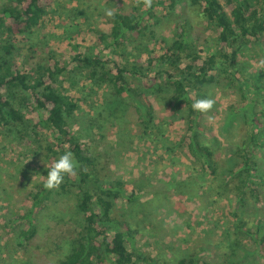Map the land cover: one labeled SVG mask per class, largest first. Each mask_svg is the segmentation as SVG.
Masks as SVG:
<instances>
[{
  "label": "trees",
  "instance_id": "trees-1",
  "mask_svg": "<svg viewBox=\"0 0 264 264\" xmlns=\"http://www.w3.org/2000/svg\"><path fill=\"white\" fill-rule=\"evenodd\" d=\"M57 1L11 0L0 5V127L6 135L17 134L19 144L30 147L44 164L36 171L39 174L35 187L24 197L26 209L13 212L10 218L0 217V232H6V242L0 244V264H16L10 254L14 247L26 250V254L29 249L38 250V254L29 255V261L27 258L29 264H38L34 261L43 255L45 264H231L236 242L232 243L234 234L230 231L226 232L225 244L217 245L220 252H216L214 260L198 258L191 247L177 259L139 252L135 238L140 229L133 228L126 209L124 220L114 210L117 201L125 197V183L110 178L112 165L96 153V136L89 144L76 135L74 125L84 122L91 135L97 128L98 138L104 139L105 122L119 124L118 129L122 130L124 121L118 113L119 106H112L128 95L137 103L134 137L149 142L155 151L161 149L174 157L182 154L195 166L191 169L194 174L182 178L174 189L168 184L167 192H153L149 202L160 201L164 196L170 199L169 194L173 193L178 197L176 206L182 217H187L198 204L208 213L219 210L220 203L231 195L247 207L251 200L259 203L264 195V173L256 148L264 144V85L256 90L259 98L254 99L251 86L258 82L245 69L249 64L246 49L251 52L254 44L264 46V0H157L150 6L148 0H140L141 4L137 1L131 10L114 14L109 26L115 69L108 66L102 52L84 56L76 49L73 60L77 65L71 69L64 58H58L45 46L48 33L41 29L42 23ZM180 1L190 15L178 17L181 19L175 24L176 36L170 39L159 29L164 19L177 15ZM142 5L146 7L144 13ZM77 16L73 12V18ZM198 21L207 23L215 34L201 30ZM89 31L97 33L101 42L109 36L98 27ZM129 45L132 49L128 52ZM158 45L162 53L157 52ZM142 48L145 52L141 53ZM20 58L24 63L19 62ZM238 71L240 78H229L231 72L235 75ZM143 77L149 82L140 90ZM223 77H228L225 86L236 87L241 96V101L230 104V112L244 116L241 130L249 127L247 137L228 145L227 160L218 151L220 143L203 137L205 114L212 108L207 112L192 109L193 100L212 98L208 88ZM159 78L172 85L174 92L168 91L169 94L159 87L156 90ZM103 88L117 99L111 101L110 107L95 100L96 90ZM146 89H154V100ZM158 99L166 103L164 111L171 107L174 115L184 117L186 130L177 142L168 134L169 122L155 117ZM30 109L38 117H28L24 110ZM66 150L74 154L77 168L65 176L58 188H44L46 163L50 167ZM208 175L211 181H207ZM55 192L75 194L84 223L82 229L68 228L58 239L48 240L40 235V218ZM195 202H199L197 206H188ZM257 210L256 242L264 256V234H260L264 209ZM244 223L241 220L236 227L241 230ZM65 238H71L65 241L68 251L64 250Z\"/></svg>",
  "mask_w": 264,
  "mask_h": 264
},
{
  "label": "rangeland",
  "instance_id": "rangeland-1",
  "mask_svg": "<svg viewBox=\"0 0 264 264\" xmlns=\"http://www.w3.org/2000/svg\"><path fill=\"white\" fill-rule=\"evenodd\" d=\"M137 1L140 0H58L42 23L41 29L48 33L45 46H48L58 58H64L71 69L77 65L73 60L75 49L84 56H95L102 52L109 61L108 66L114 68L112 56L114 48L110 44L112 37H110L111 29H109L114 15L112 17L106 16L103 9H112L114 14L126 12L131 10ZM155 1L157 0H150V5ZM10 2L11 0H0V5ZM139 3L141 4V1ZM142 6L141 12L144 13L146 7L145 5ZM183 6L184 3L180 1L176 8L177 15L164 19L159 32L167 35V38H175L177 32L175 24L181 19L178 17L185 18L186 15H190L183 9ZM158 10L160 11V9ZM75 11L78 16L74 19L73 12ZM198 22L201 30L203 29L211 35L215 34L207 23ZM96 27L105 29L106 33L109 34L104 42L100 41L97 33L89 31V29ZM82 32L87 33L84 35ZM159 46L161 45H158L157 52L162 53ZM131 49L129 45L128 52ZM248 51L246 49L249 64L245 71L250 78L258 82L256 86H251L255 99L259 98L256 90L262 89L264 85V46L254 44L251 46V52ZM142 52H145L143 48ZM19 62L24 63L22 58ZM241 76L240 71L235 75L231 72L229 78L236 79ZM163 80V78H159L154 88L157 90L159 87L166 92H174V87L166 85ZM225 80L223 77L221 82L214 83V86L208 88L210 96L212 99L214 98L215 105L205 114L203 137L210 142L220 143L219 146L221 147L218 151L222 153V158L227 160L230 156L228 145L233 140L247 137L246 132L249 127L245 126L241 130L239 125L243 123L244 116L242 114L234 115L230 112V104L238 100L241 101V96L236 87H226ZM139 82L140 90H142L143 85L149 80L143 77ZM153 90L146 89L151 100L156 98L155 94L151 92ZM71 92L78 91L73 90ZM96 93L95 100L106 103V106L110 107L111 101L117 100L110 95L108 88L96 90ZM119 101L112 107L119 106L118 113L124 121L122 122V130L121 128L118 129V123V125L116 123L112 125L110 121H107L105 122L107 125L104 126V129L106 128L104 130L106 138L104 139L98 138L99 130L97 128L92 131L93 134L91 135L84 122L74 125V129L76 135L89 144L92 137L96 136L94 139L97 141L94 145L97 149L96 153H100L109 159L110 165H112L110 178L125 183L123 190L125 197L117 201L114 210L120 219L124 220L126 211L123 209H126L127 213L129 212L131 215L133 228L140 229L135 238V246L138 251L145 254L151 253L154 257L165 258L166 256L177 259L184 256L187 248L191 247L196 250L198 258L214 260L216 252H220L217 250V245L225 244L226 232L230 231L234 234L232 243L236 242L233 245L234 255L231 258V264H264V256L260 252V244L256 242L255 233L257 209H264V195L257 204L255 200H251L249 207L231 195L220 203L221 208L219 210L214 209L211 213L205 209H199V204L197 206L199 202L188 203V206L193 204L197 208L187 217L180 216L179 208L176 206L178 197L173 193L169 194L170 199L167 198L166 200L164 196L160 201L149 202L153 192L158 190L167 192L166 189H170L166 188L168 184L172 185L173 189L176 188L182 178L190 176L191 169L195 166L192 165L190 159H186L182 154L174 157L161 149L155 151L154 146L145 140H137L132 134L133 128H135L133 121L138 117L137 103L128 95L120 98ZM261 102L264 104V101ZM157 103L156 119L159 120L163 117L169 122L168 134L174 142H177L186 130L183 115H174L171 107L164 111L166 103L159 99ZM85 108L88 109V107ZM24 111L28 117H38V113L31 111V109ZM112 120L115 122L114 119ZM118 121L121 124V120ZM242 133L243 135H241ZM17 136V134L6 135L0 127V217L3 215L10 218L13 212H23L26 209L27 203L24 201V197L35 187L39 174L36 171H39L44 165L40 157L34 155L30 147L26 148L19 144ZM256 152L261 161V170L264 173V144L258 146ZM211 178L208 175L206 179L211 181ZM9 196H13V199ZM128 197L131 199L128 200ZM169 200H172V203ZM47 204L49 207L43 211L40 218L41 236L47 237L48 240H56L68 228H83L84 217L78 212L75 194H58L55 192ZM148 205L150 206L148 207ZM241 220L245 223L240 230L236 224ZM0 234V244L4 245L6 241H4L3 236L6 235V232L1 231ZM260 234H264V225ZM68 240L71 238L63 241L65 251L69 250V244L65 242ZM129 249H131L130 246ZM25 252L26 250L24 251L22 248L14 247L11 248L10 254L17 260L16 264H29L27 262L30 258L29 255L38 254V250L34 251L33 249H29L27 254ZM44 259L46 257L43 255L41 261L37 259L34 262L45 264L46 261H42Z\"/></svg>",
  "mask_w": 264,
  "mask_h": 264
},
{
  "label": "clouds",
  "instance_id": "clouds-1",
  "mask_svg": "<svg viewBox=\"0 0 264 264\" xmlns=\"http://www.w3.org/2000/svg\"><path fill=\"white\" fill-rule=\"evenodd\" d=\"M150 6V0H148ZM104 13L108 17H112L114 12L112 9L104 8ZM215 101L212 98H198L193 100L192 109L198 112H207L210 110ZM47 166V179L44 181V188L48 190L56 189L63 182L66 175L72 174L77 168V161L71 151H64L58 158L52 162L51 166Z\"/></svg>",
  "mask_w": 264,
  "mask_h": 264
}]
</instances>
